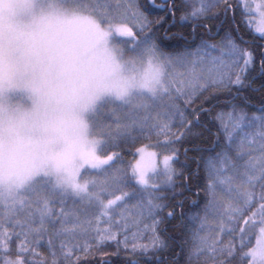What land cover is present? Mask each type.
Listing matches in <instances>:
<instances>
[{"label": "snow or ice", "instance_id": "6c2138e0", "mask_svg": "<svg viewBox=\"0 0 264 264\" xmlns=\"http://www.w3.org/2000/svg\"><path fill=\"white\" fill-rule=\"evenodd\" d=\"M0 264H264V0H0Z\"/></svg>", "mask_w": 264, "mask_h": 264}, {"label": "trees", "instance_id": "16d2710c", "mask_svg": "<svg viewBox=\"0 0 264 264\" xmlns=\"http://www.w3.org/2000/svg\"><path fill=\"white\" fill-rule=\"evenodd\" d=\"M97 259H99V257H97ZM112 259H116L115 257H113Z\"/></svg>", "mask_w": 264, "mask_h": 264}]
</instances>
